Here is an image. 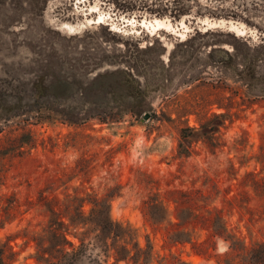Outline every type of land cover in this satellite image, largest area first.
Segmentation results:
<instances>
[{"label": "rangeland", "instance_id": "1", "mask_svg": "<svg viewBox=\"0 0 264 264\" xmlns=\"http://www.w3.org/2000/svg\"><path fill=\"white\" fill-rule=\"evenodd\" d=\"M155 20L169 28H152ZM233 50L238 60L227 55ZM103 72L114 75L112 87L119 88L115 77L125 78L121 90L140 98L83 93L58 103L142 105L145 112L113 124L28 126L37 144L12 162L0 184V199L15 196L21 211L30 203L0 228L7 263L38 264L32 240L46 221L41 197L61 201L74 191L105 197L119 184L110 215L136 230L140 246L148 238L156 260L257 264L264 197L242 185L246 172L258 171L254 162H239L264 141V0H0V123L11 108L32 105L26 93L46 76L86 92L99 89L92 79ZM224 108L231 116L213 143L199 140L184 153L182 130L200 131ZM144 201L163 202L171 225H152ZM178 211L184 220L195 218L192 226H174ZM215 211L221 237L205 222ZM182 229L195 236L193 248L168 238Z\"/></svg>", "mask_w": 264, "mask_h": 264}, {"label": "trees", "instance_id": "2", "mask_svg": "<svg viewBox=\"0 0 264 264\" xmlns=\"http://www.w3.org/2000/svg\"><path fill=\"white\" fill-rule=\"evenodd\" d=\"M247 48V45H244ZM228 53V52H227ZM231 58L239 59L236 52L227 54ZM114 77L112 73L103 72L96 74L92 83L100 84L98 88H89L86 92L80 89L73 90L66 78L57 76L46 78L34 84L26 98L33 99L32 105L20 108L14 107L6 112H12L5 116L0 123V184L6 172L11 168L15 159L23 158L37 144L35 134L28 129L35 123H63L76 127L84 126L88 122L97 124H113L119 122L126 115L140 116L145 112L142 105L135 106H104L91 105L89 107L67 106L58 103L69 96H86L97 98L103 95L115 99L140 98V92L130 91L128 88L121 90V84L126 83L125 78L115 77V84L119 88L109 85V79ZM108 84V85H107ZM115 92L118 94L115 95ZM220 115H212L200 126V131L183 129L180 135L179 148L188 153V149L194 142L203 140L210 144L215 140V135L220 128H225V121L231 116L227 108ZM1 112V111H0ZM19 112V113H18ZM206 142V143H208ZM239 142V141H238ZM235 141L236 145H242ZM244 143V140H243ZM186 154L185 156H187ZM253 161L258 171L246 172L242 185L250 187L253 192L264 197V141L262 140L258 152L252 156L243 155L240 166H246ZM249 179V180H247ZM121 186L115 184L108 189L105 197H98L94 193L66 194L59 201L54 198L46 201L40 198L45 210L46 221L41 230L33 238L35 244L34 259L38 264H168L165 258L156 260L151 241L147 238L144 247L140 246L136 230L128 223L115 221L110 215V199L119 196ZM177 210L182 209V204L174 201ZM25 204V210L21 211V204L15 196H7L0 199V228L5 223L12 222L24 215L30 207ZM163 202L144 201L143 209L146 217L154 226L170 224L169 215ZM158 208L162 210L158 214ZM181 208V209H180ZM195 209V208H194ZM196 210V209H195ZM177 212V229L192 226L195 218L184 220ZM195 212V211H194ZM213 230L215 237L222 236V216L215 214L205 219ZM186 229L177 230L168 237L173 244L188 243L195 246V236L185 232ZM262 246H259V248ZM263 250L255 256L257 264H264ZM7 249L0 246V264L7 263ZM171 264H188L182 260H175Z\"/></svg>", "mask_w": 264, "mask_h": 264}, {"label": "bare ground", "instance_id": "3", "mask_svg": "<svg viewBox=\"0 0 264 264\" xmlns=\"http://www.w3.org/2000/svg\"><path fill=\"white\" fill-rule=\"evenodd\" d=\"M154 27H165V28H169V25L166 23V21L155 20L152 23V28H154Z\"/></svg>", "mask_w": 264, "mask_h": 264}, {"label": "water", "instance_id": "4", "mask_svg": "<svg viewBox=\"0 0 264 264\" xmlns=\"http://www.w3.org/2000/svg\"><path fill=\"white\" fill-rule=\"evenodd\" d=\"M147 118H148V114H145V115H144V119H147Z\"/></svg>", "mask_w": 264, "mask_h": 264}]
</instances>
